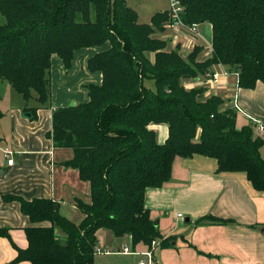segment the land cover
<instances>
[{
  "label": "trees",
  "instance_id": "1",
  "mask_svg": "<svg viewBox=\"0 0 264 264\" xmlns=\"http://www.w3.org/2000/svg\"><path fill=\"white\" fill-rule=\"evenodd\" d=\"M181 2L187 24L211 25V56L199 58L202 45L186 56L179 46L168 47L161 36L168 10L142 23L127 0H0V81L27 101H50L54 54L69 68L77 50L111 44L88 61L92 72L102 73V83L88 85L89 101L55 108L49 132L56 147L74 152L64 165L90 183L91 201H75L84 219L69 220L53 199L5 197L19 201L33 223L50 222L26 228L28 247L18 248L8 264H95L101 228L130 237L134 245L162 239L145 207V191L171 178L176 157L215 158L218 172H245L264 192V138L255 124L238 128L236 112L224 107L221 96L185 84L215 64L236 71L241 88L264 82V0ZM148 79L155 89L147 87ZM25 111L35 118L36 107ZM152 124L168 125L164 143ZM7 232L0 229V235Z\"/></svg>",
  "mask_w": 264,
  "mask_h": 264
},
{
  "label": "crops",
  "instance_id": "2",
  "mask_svg": "<svg viewBox=\"0 0 264 264\" xmlns=\"http://www.w3.org/2000/svg\"><path fill=\"white\" fill-rule=\"evenodd\" d=\"M199 29L201 35L196 40L187 34L176 36L167 29L161 36L168 39L169 48L179 46L184 56L194 46L203 45L199 58H207L212 53L209 39L212 27L202 23ZM105 45L77 50L69 68L54 54L51 98L45 105L35 99L25 100L8 82L19 98L8 90V84L0 81V229L8 231L7 236L0 235V264L10 263L17 257L18 248L28 247L26 228L50 225L48 221L33 223L22 212L19 201L5 197L53 199L59 203L61 214L69 220L79 224L84 219L75 201L77 198L91 201L90 183L80 179L76 168L64 165L74 152L71 148L56 147L49 132L55 108L69 106L73 101L76 104L89 101L88 85L102 83V73L92 72L88 61L96 53L110 48ZM213 72L219 74L216 83L208 80L207 74ZM207 74L194 81L186 80V86L203 85L207 88L206 96H221L225 100L224 107L236 112L238 128L254 125L253 119L264 121V82L258 81L251 89L241 88L237 72L223 64L212 65ZM3 89L8 90L4 95ZM235 104L240 109H236ZM30 107H36L34 119L25 111ZM150 128L155 130L159 143L166 141L168 125L152 124ZM6 146L15 151L14 164H8L3 152ZM260 152L264 158V145ZM217 169L215 158L200 154L176 157L171 178L160 187L146 189L145 207L158 222L162 239H170L168 244L157 239L159 245L152 250L151 264H264V192L254 188L245 172H218ZM100 230L97 232L98 247ZM110 233L116 249L135 255L132 260L128 259V264L148 259L142 252L150 250L151 245L142 242L134 245L130 237L123 236L125 240L119 246L117 237L112 231ZM125 248L131 252L125 253ZM96 254L95 264H100ZM113 262L109 260V264H120ZM17 264L33 263L21 261Z\"/></svg>",
  "mask_w": 264,
  "mask_h": 264
},
{
  "label": "rangeland",
  "instance_id": "3",
  "mask_svg": "<svg viewBox=\"0 0 264 264\" xmlns=\"http://www.w3.org/2000/svg\"><path fill=\"white\" fill-rule=\"evenodd\" d=\"M128 4L133 7L138 15H139V21L142 23H149L151 21L152 16L159 11H165L169 8L170 6V1L169 0H127ZM5 22V18L3 17V15L0 13V24H3ZM206 27L208 26L207 24H205ZM211 38V35L209 36V39ZM106 47H110V43L107 42L105 43ZM203 46V45H202ZM185 81V80H184ZM187 81H191V80H187ZM185 81V82H187ZM1 82H5V84H8V90H10L13 94H16V96H18L19 98L20 95L18 93H16L14 91V89H12V87L10 86V84L8 83V81H1ZM145 84L147 85V87L151 88V89H155V83L153 80H146ZM186 84V83H185ZM0 88L2 89V85L0 86ZM6 89L2 90V94H6V92L8 91ZM71 104V103H70ZM5 120V119H4ZM4 122V121H2ZM255 133L257 136H259L260 138H263V135L258 134V132L256 131V126H255ZM111 231H109V229L107 228H101L100 230V248L102 250L101 252H98L96 254V260L99 261L100 264H109V260L113 259L116 262H120V264H123L124 260H126V263L124 264H128L127 261L130 258L131 260L135 257V255H130V254H124L122 253V251H119L118 248L116 249L112 239H111ZM130 240L128 239L127 244L130 245ZM112 243V245H111ZM140 258V257H139ZM138 258V261H139Z\"/></svg>",
  "mask_w": 264,
  "mask_h": 264
},
{
  "label": "built area",
  "instance_id": "4",
  "mask_svg": "<svg viewBox=\"0 0 264 264\" xmlns=\"http://www.w3.org/2000/svg\"><path fill=\"white\" fill-rule=\"evenodd\" d=\"M169 1H170V6H169L168 11L170 13V21L166 24V29L175 32V35L178 33L180 35L187 34L192 40H196V38L200 37L201 35L200 29H199L200 24L199 23L187 24L184 21L183 14L185 12V6L181 2V0H169ZM207 76L209 78L208 80L210 83L218 82V79H219L218 73L216 72L208 73ZM235 107L236 109H240L237 104H235ZM253 120L255 122L256 131L258 132V134L264 136V121L257 120V119H253ZM3 152H4V155L8 158V164H14L15 151L10 146H6L4 147ZM157 245H159V242L157 240H153L151 243V249L146 252H142V254L146 256L148 259L141 260L139 264H151L150 261L153 255L152 250ZM96 251L101 252L102 250L101 248L98 247ZM124 252L129 253L131 252V250L128 248H125Z\"/></svg>",
  "mask_w": 264,
  "mask_h": 264
},
{
  "label": "water",
  "instance_id": "5",
  "mask_svg": "<svg viewBox=\"0 0 264 264\" xmlns=\"http://www.w3.org/2000/svg\"><path fill=\"white\" fill-rule=\"evenodd\" d=\"M76 105V102L73 101L71 102L70 106H75ZM30 116V114H28ZM155 225H158V222L155 221ZM125 240V237H117L116 238V242L119 244V246H121L122 242Z\"/></svg>",
  "mask_w": 264,
  "mask_h": 264
}]
</instances>
